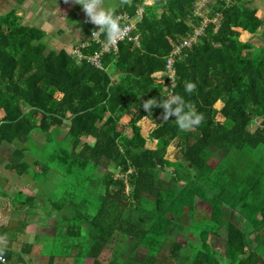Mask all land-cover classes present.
Returning a JSON list of instances; mask_svg holds the SVG:
<instances>
[{
  "label": "trees",
  "instance_id": "trees-1",
  "mask_svg": "<svg viewBox=\"0 0 264 264\" xmlns=\"http://www.w3.org/2000/svg\"><path fill=\"white\" fill-rule=\"evenodd\" d=\"M140 4L120 0L116 11L132 17ZM194 4L145 5L134 26L137 43L118 42L101 55V68L87 59L100 48L91 32L83 41L88 45L79 48L84 58L77 60L70 51L49 48L45 32L24 25L17 9L0 14V145L26 143L33 132L42 134L45 144L60 142L47 156L36 151L44 157L35 162L39 174L53 172L61 181L51 212L71 210L52 237L62 250L49 251L47 264L56 257L72 264L86 258L92 264H260L264 47L254 48L250 39L264 17L247 0H215L209 16L218 14L219 25L215 30L208 24L198 42L182 50L171 88L165 59L192 33ZM187 82L196 85L191 93L185 91ZM169 93L182 95L202 114L198 126L181 130L175 116L163 120V108H143L145 100ZM23 153L14 151L17 159ZM28 167L23 160L11 165L17 174ZM98 167L104 169L100 176ZM232 213L248 228L232 222ZM182 215L190 218L184 244L166 234L169 226L181 230ZM7 229L0 226V237ZM220 229L226 232L223 255L208 242ZM126 238L135 241L127 253ZM109 243L114 246L103 262L99 257ZM30 251L27 243L17 251L0 248V264H28ZM139 251L144 256L137 262Z\"/></svg>",
  "mask_w": 264,
  "mask_h": 264
},
{
  "label": "crops",
  "instance_id": "crops-1",
  "mask_svg": "<svg viewBox=\"0 0 264 264\" xmlns=\"http://www.w3.org/2000/svg\"><path fill=\"white\" fill-rule=\"evenodd\" d=\"M27 3H39L42 7L29 5L26 15L31 18V24H23L26 26H34L43 30L46 34L45 43L49 48L65 49L70 51L77 44L85 41L93 29L92 22L85 15L82 6L75 0H26ZM251 5L258 8L261 15L264 17V0H247ZM54 3V8L49 9L48 5ZM120 0H114L113 6L117 8ZM19 9V0H0V14L8 12L10 8ZM19 14V13H18ZM255 35V34H254ZM253 35V36H254ZM39 133L33 132L30 141L34 143L40 142ZM42 135V134H40ZM37 137V139L35 138ZM38 140L36 142V140ZM45 143V137L40 142ZM28 145L26 143L1 144L0 145V226L15 227L16 241L11 244L7 240V234L0 237V248H11L18 250L23 243L31 245L30 254H26L25 258L29 260L28 264H47L48 259L40 255V250L43 246V240L46 242L54 236L43 234L44 227H40L38 222L45 221L52 217V220H60L66 216V208L61 211L51 212L53 205L52 196L48 194V188L39 186L36 180V174L40 172V167L37 160L33 159L37 155L28 154ZM23 149L22 157L15 156L14 151ZM42 150H38L41 152ZM20 160L25 161L31 167H28L22 174H17L11 165L17 164ZM23 198V200H22ZM33 198L32 205L31 199ZM21 199L22 201H19ZM26 201L24 202V200ZM48 199L49 202L46 201ZM19 205H22L20 207ZM46 206H49L47 210ZM68 211V209H67ZM45 214V216H44ZM64 215V216H63ZM25 225V226H24ZM17 226L19 227L17 229ZM9 230V229H7ZM25 237V240L22 238ZM19 242V243H18ZM16 243V244H15ZM88 260L87 258L85 261ZM54 264H65L57 259Z\"/></svg>",
  "mask_w": 264,
  "mask_h": 264
},
{
  "label": "rangeland",
  "instance_id": "rangeland-1",
  "mask_svg": "<svg viewBox=\"0 0 264 264\" xmlns=\"http://www.w3.org/2000/svg\"><path fill=\"white\" fill-rule=\"evenodd\" d=\"M105 2L107 4H111L113 5L114 0H105ZM20 3V7L18 9V15L21 16V22L24 24H31L30 23V19L25 12H27L26 10L28 9L29 5H32V9L29 8V10H33L34 6L39 7L38 9H40L42 7V4L39 3H35L32 4L31 2H28L26 0H19ZM16 7V6H15ZM14 7V8H15ZM49 9H53L54 8V3L52 2L50 5H48ZM11 9H13L11 6L8 9V11H10ZM7 13V12H6ZM4 14V13H3ZM264 26L259 27V29L257 30V32L255 33V35L250 39V43L253 45L254 48H263L264 47ZM252 129V128H251ZM66 128L65 126H62L58 129V133H57V137H61L64 132H65ZM40 139L39 141L42 142L43 141V135H38ZM37 139V137H35ZM34 138V139H35ZM35 139V140H36ZM28 140H31L30 138ZM82 140L86 141V142H93V139L91 138H83ZM38 140H36L37 142ZM40 142L38 143H34L33 141H27L26 144L28 145V154H33L35 155L33 152L36 153V151L38 150H42L41 152L44 153L46 156L48 154V152L50 151L51 148H56L60 142H58L56 139L51 140L49 143L47 144H41ZM37 157L33 158V159H37L39 161H41V163L43 162L42 159H44V157H42V154L36 153ZM216 157H221L222 153L221 152H217ZM217 159V158H216ZM170 169H168L167 171L169 172ZM104 172V169L98 167L96 174L98 176L102 175V173ZM160 176H168V173H166V175L160 174ZM36 180L35 182L39 185L42 186L44 188H48V194H50L52 197H54L55 199L58 198L57 196L60 195L61 193V181L59 180L58 175H56L53 172H50L49 174H36ZM60 181V182H59ZM23 200V198H22ZM21 199H19V201H22ZM26 201V199L24 200V202ZM47 202L48 199H46ZM52 201V200H51ZM197 206L198 207H202L203 203L200 200H197ZM20 207H22V205H19ZM49 206H46L47 210H49L48 208ZM198 210H201V208H199ZM66 216L64 217H69L71 216V210L68 208V211L66 209ZM45 216V214H44ZM53 218L50 217L49 219L43 221L41 220V222L39 221L38 224L40 227H44L42 233L43 234H47L48 236H52L53 234H55L56 232V226H57V222L59 221L58 216L56 217V220H52ZM230 219L232 220V222H234L236 225H238L239 227L243 228V229H247L248 226H246V223L243 222V220L238 217L236 214L234 215L233 213L230 216ZM190 222V218L185 215V216H179L177 218V224H179V226L181 227L180 231H175V229L172 226H169L166 234L173 239L174 241H177L181 244H184V242H186L187 240V236H186V228L188 226ZM15 227H10L9 230H7L5 232V235L7 234V240H10L11 244L14 243V241H16V238H14V235H16V230H14ZM225 237H226V232L224 229H220L219 230V234L217 236L215 235H210L208 237V242L210 244V246L220 255H223L224 253V242H225ZM261 237H262V241L259 242L260 246L258 248V252L260 253V264H264V230L261 232ZM22 238L25 240V237L22 236ZM52 240H55L53 238H50L48 241L46 240V242L43 240V246L40 250V255L44 258H46L45 260L49 259V255L47 254L49 251L55 250L58 253L62 250V248L60 247V245L53 243ZM127 244H125V243ZM19 243V242H18ZM125 245V253L130 252L134 245H135V241L133 239H129L126 238L123 242ZM16 244V243H15ZM114 244L113 243H109L108 247L104 250V252L101 253L99 259L102 260L103 262H105V260H107V258L110 256V251L111 248H113ZM21 247V246H20ZM165 249L168 248V245H165L164 247ZM12 250V249H11ZM14 251V250H13ZM16 251V250H15ZM144 256V251H139L135 258L138 260H141V258H143ZM124 257V255L122 256ZM161 257V254H160ZM56 259H60L58 257H56ZM88 260H84L83 264H92V259L87 258ZM65 264H72L71 263V259L67 260L65 259ZM181 264H189V263H184L182 262Z\"/></svg>",
  "mask_w": 264,
  "mask_h": 264
},
{
  "label": "clouds",
  "instance_id": "clouds-1",
  "mask_svg": "<svg viewBox=\"0 0 264 264\" xmlns=\"http://www.w3.org/2000/svg\"><path fill=\"white\" fill-rule=\"evenodd\" d=\"M75 2L82 6L87 18L99 26L98 29L93 30L92 37L103 36L106 43L115 44L124 34L125 26L121 23V15L113 5L107 4L105 0H75ZM195 87L192 82H187L184 86L188 93L193 92ZM142 106L148 112L152 111L153 106L163 108V120L168 121L170 117L175 116L174 121L181 130L198 126L203 119L202 114L180 94L169 93L159 99L152 97L145 100Z\"/></svg>",
  "mask_w": 264,
  "mask_h": 264
},
{
  "label": "built area",
  "instance_id": "built-area-1",
  "mask_svg": "<svg viewBox=\"0 0 264 264\" xmlns=\"http://www.w3.org/2000/svg\"><path fill=\"white\" fill-rule=\"evenodd\" d=\"M141 4L137 6L134 16L130 17L127 13H120L121 15V23L125 26L124 34L119 38V40L115 44H108L106 41L101 40L99 37H92L93 30L99 28L98 25L94 23V29L91 31V40L95 41L99 45V50L95 52L93 55L87 57L88 61H90L95 67L101 68L100 57L104 52H108L111 49L115 50L118 42L128 40L137 43V35L133 34L134 26L137 22L140 21L143 13V7L145 5H150L153 0H139ZM215 2V0H195V4L192 8L191 17L189 18V24L193 26L192 33L188 34L185 38L181 39L177 44H175L170 53L167 55L165 59V75L167 76L168 84L172 88L174 86V62L177 57H180L181 52L184 48H189L196 42H198L199 38L203 35L204 29L208 24H213L214 29L216 30L219 25V16L218 14H214L213 16H209L211 12V5ZM193 18H199V24L194 26L192 22ZM88 45V42H81L78 46L73 47L70 50V53L74 55L77 60L84 58V56L80 53L79 48ZM0 261L4 262L3 257L0 255Z\"/></svg>",
  "mask_w": 264,
  "mask_h": 264
}]
</instances>
